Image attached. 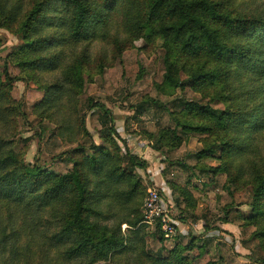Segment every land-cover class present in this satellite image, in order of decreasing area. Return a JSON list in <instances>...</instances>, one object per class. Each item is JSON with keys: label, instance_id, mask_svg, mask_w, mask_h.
Instances as JSON below:
<instances>
[{"label": "trees", "instance_id": "16d2710c", "mask_svg": "<svg viewBox=\"0 0 264 264\" xmlns=\"http://www.w3.org/2000/svg\"><path fill=\"white\" fill-rule=\"evenodd\" d=\"M23 10L0 3L2 26L10 30L18 27L16 34L25 40L18 54L21 66L34 77L56 73L67 58V50L72 49L74 60L67 66L66 79L75 89L83 82V70L97 62L91 51L95 42L110 43L115 56L141 36L168 39L174 45L175 66L194 62L188 69L193 86L215 87V98L227 107L219 112L205 103L184 100L175 105L181 113L168 107L166 111L184 134L206 131L219 136L217 145L221 147L215 145L210 152L223 149L227 157L223 172L230 176L235 172L234 182L240 184V167L231 154L237 159L257 155L256 136L262 133L264 137V0H32ZM83 43V50L74 54ZM107 61L101 55L100 63ZM167 79L182 86L172 75ZM17 81L20 79L12 78L9 72H0V117L5 121L8 106L14 111L10 90ZM65 90L63 83L48 86L40 107L50 114L60 109L67 96ZM152 102L146 100L139 108ZM108 115H103L105 133L118 135L114 126L107 127L112 121ZM178 129L160 132L156 148L179 146L183 139ZM106 143L108 147L79 145L71 151L73 170L58 175L26 167L11 141L0 137V205L8 203L27 211L26 227L35 232L45 229L44 238L68 262L109 264L116 255H126L125 264H192L180 246L167 256L162 251L152 255L142 249L144 193L135 172L144 169L147 161L127 146L122 154L112 139ZM252 184L253 208L259 214L255 219H264V169L256 165ZM42 213L48 217L44 219ZM14 219L10 216L0 240V258L6 252L12 256L0 259V264H42L32 263L26 247L22 249L17 242ZM125 224L129 235L122 232ZM54 226V232L46 230ZM257 232L264 239V229ZM161 236L164 240V234Z\"/></svg>", "mask_w": 264, "mask_h": 264}, {"label": "rangeland", "instance_id": "374dc122", "mask_svg": "<svg viewBox=\"0 0 264 264\" xmlns=\"http://www.w3.org/2000/svg\"><path fill=\"white\" fill-rule=\"evenodd\" d=\"M31 1L0 0V3L19 6L25 11ZM17 29L10 30L0 22V72L5 75L7 71L12 78L20 79L10 90L14 111L8 106L5 111L7 121L0 117V137L11 141L26 167L66 175L74 168L73 149L79 145L88 148L93 144L108 147L107 139H112L122 154L127 146L132 154L147 161L144 169L135 172L144 193L143 223L146 220L145 205L150 190L154 189L160 192L164 210L175 222L171 234L164 232L162 227L159 229V224H145L142 249L152 255L162 251L167 256L180 246L192 264H264V239L256 235L264 229V219H255L259 214L253 208L252 190L253 165L264 169L262 133L256 136L257 155L255 152L250 157L237 159L238 156L231 154L243 179L240 184H235L236 173L230 176L223 172L227 163L223 149L216 154L210 152L213 146H220L217 145L219 136L206 131L184 134L167 112L168 107L181 113L175 105L184 100L198 101L219 112L225 111L227 105L215 98V87L199 89L193 86L188 69L194 62L184 61L175 66L171 50L174 45L163 37L148 39L141 36L133 41L131 48L115 56L110 43L95 42L91 46L96 55L95 67L83 70V82L75 89L66 79L67 66L74 60L72 49L67 50V58L56 73L34 77L20 64L18 54L25 40L16 34ZM84 46L85 43L74 49V54L81 52ZM101 55L109 61L101 64ZM169 75L182 86L171 84L167 79ZM62 83L67 96L60 109L50 114L40 107L48 95L46 88L52 84L62 86ZM146 100L153 102L141 110L139 106ZM106 112L112 120L107 127L114 126L118 135L105 133L103 123L106 118L103 115ZM172 129L179 130L182 143L173 149L172 144L156 148L160 132ZM0 208H3L0 240L9 225L8 219L13 216L17 242L22 249L26 247L32 263L75 264L68 262L61 251L44 238L45 229L35 232L26 227L27 211L8 203L1 204ZM42 214L44 219L48 217L47 213ZM42 222L47 226L45 221ZM46 230L52 233L56 228L46 227ZM122 232L129 235V226L123 225ZM161 234H164V240ZM11 256L6 252L0 259ZM126 260V255H116L109 264H125Z\"/></svg>", "mask_w": 264, "mask_h": 264}, {"label": "built area", "instance_id": "2783aa9c", "mask_svg": "<svg viewBox=\"0 0 264 264\" xmlns=\"http://www.w3.org/2000/svg\"><path fill=\"white\" fill-rule=\"evenodd\" d=\"M145 223L159 224L164 232L173 233L175 222L170 219L168 213L164 210V205L160 196V192L156 189L150 190L145 205Z\"/></svg>", "mask_w": 264, "mask_h": 264}]
</instances>
